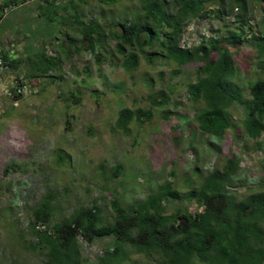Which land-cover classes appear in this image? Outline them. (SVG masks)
Masks as SVG:
<instances>
[{"label": "rangeland", "instance_id": "1", "mask_svg": "<svg viewBox=\"0 0 264 264\" xmlns=\"http://www.w3.org/2000/svg\"><path fill=\"white\" fill-rule=\"evenodd\" d=\"M11 1L15 7L6 11L5 0H0V36L8 29L27 35L26 62L11 72H20L36 92L15 103L0 91V264H46L45 257L30 248L37 238L28 230L35 208L51 193L57 195L54 218L46 225L37 223L48 231L67 223L75 210L94 204L108 217L113 201L129 207L167 182L183 197L192 186L199 190L206 172L222 168L231 153L241 160L232 189L237 197L244 200L264 191V135L259 146L243 126L249 89L264 79V56L258 57L257 40L251 35L264 33V1L248 0L243 40L230 37L219 45V52L228 50L238 61L241 72L233 83L244 101L230 111L239 129L221 139H210L195 124L204 106L189 98L198 66L180 67L155 57L157 68L149 70L147 57L161 50L146 48L140 53L139 70L125 71L114 33L122 31L121 22L142 18L141 0ZM226 1L206 3L209 9H223L224 18L190 21L181 48H195L204 37L241 31L236 21L241 9H232L231 0ZM78 14L85 24L95 21L105 29L102 48H81L87 43L74 22ZM131 52L128 48L126 56ZM42 55L57 58L60 67L37 74ZM161 96L169 99L162 107L154 103ZM137 109L151 111L152 118L141 123L134 114ZM124 111L132 115L125 130L118 126ZM187 202L176 200L178 206ZM81 242L88 264H100L111 239ZM133 259L137 264H161L144 255L134 254Z\"/></svg>", "mask_w": 264, "mask_h": 264}, {"label": "trees", "instance_id": "2", "mask_svg": "<svg viewBox=\"0 0 264 264\" xmlns=\"http://www.w3.org/2000/svg\"><path fill=\"white\" fill-rule=\"evenodd\" d=\"M208 1L174 0L173 5L166 0H141L142 18L121 22L122 31L114 34L116 49L124 57L123 66L129 74L139 70L140 53L146 48L161 50L147 57L149 70L157 68L155 57L165 58L180 67L198 66L197 79L190 86L189 98L195 104L202 102L204 106L195 116V124L197 130L210 139H221L228 132L232 135L231 132L239 129L232 123L230 111L238 102L243 104L244 101L241 91L233 83L241 72L238 61L228 50L219 52V45L230 37L240 41L244 39L241 32L247 25L248 0L230 1L232 9H241L236 20L240 33L204 37V41L195 48H181L185 27L190 21L224 18V10L209 9ZM263 1L255 0L258 3ZM226 2L221 0L223 5ZM13 5L15 3L11 0H5L2 7L6 9ZM74 22L81 27V40L87 43L81 48L93 52L98 46L102 48L105 45L106 32L100 23L85 24L79 14ZM251 35L257 40L258 57L262 58L264 33ZM128 48L132 52L126 56ZM4 57L12 69H19L26 62L24 55L19 56V53L11 55L7 51ZM98 59H101L100 55ZM40 61L42 67L38 68L37 74H46L52 68L60 67L57 58L42 55ZM168 102L164 96L154 101L161 107ZM245 103V133L262 146L259 140L264 135V79L252 84ZM134 114L141 123L153 116L151 111L142 109H137ZM131 120L132 115L124 111L118 126L125 127V130ZM63 161L62 157L58 160L59 163ZM240 169V158L231 153L222 168L206 172L199 190L187 181L192 187L183 197L172 188L171 182H167L145 201L129 207L113 201V212L108 217L94 204L75 210L67 223L48 231L39 229L37 223L46 225L54 218L57 195L51 193L35 208L28 231L37 239L29 246L45 257L46 264H88L81 239L91 244L103 238H109L111 242L104 247V255L98 259L100 264H137L134 254L144 255L161 264H264V191L251 193L240 200L232 190ZM182 199L189 204L178 206L176 200ZM194 204L193 210L191 206Z\"/></svg>", "mask_w": 264, "mask_h": 264}, {"label": "built area", "instance_id": "3", "mask_svg": "<svg viewBox=\"0 0 264 264\" xmlns=\"http://www.w3.org/2000/svg\"><path fill=\"white\" fill-rule=\"evenodd\" d=\"M5 52V44L0 39V85L2 86L3 93L16 103L20 98L33 94L36 90L28 84L22 75L10 78L5 76V72L10 67L4 57Z\"/></svg>", "mask_w": 264, "mask_h": 264}, {"label": "crops", "instance_id": "4", "mask_svg": "<svg viewBox=\"0 0 264 264\" xmlns=\"http://www.w3.org/2000/svg\"><path fill=\"white\" fill-rule=\"evenodd\" d=\"M22 6H24V4H22ZM14 7L15 5L8 6V8H6V11L8 9H13ZM26 37L27 35L22 30L8 29L4 35L0 36V39L5 44L6 52L7 51L10 52L11 55H16L17 53H19V56H21V55L26 54L27 49H28V46L26 45V42H25ZM11 71L12 69L9 67V69L5 72V76L10 78V77L18 76L20 74V72L16 71L17 75H14ZM0 91H2L3 93V89L1 85H0Z\"/></svg>", "mask_w": 264, "mask_h": 264}]
</instances>
